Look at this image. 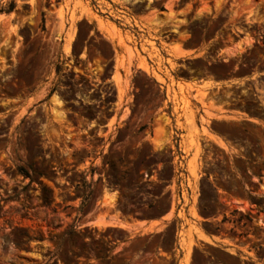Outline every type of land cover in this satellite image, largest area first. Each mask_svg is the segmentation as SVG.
<instances>
[{
  "label": "rangeland",
  "instance_id": "374dc122",
  "mask_svg": "<svg viewBox=\"0 0 264 264\" xmlns=\"http://www.w3.org/2000/svg\"><path fill=\"white\" fill-rule=\"evenodd\" d=\"M110 1L0 0V264H175L172 224H99L182 201L179 264H264V0ZM130 9L155 14L138 47ZM190 200L248 259L192 247Z\"/></svg>",
  "mask_w": 264,
  "mask_h": 264
},
{
  "label": "crops",
  "instance_id": "0c3cea01",
  "mask_svg": "<svg viewBox=\"0 0 264 264\" xmlns=\"http://www.w3.org/2000/svg\"><path fill=\"white\" fill-rule=\"evenodd\" d=\"M27 1V0H26ZM106 2L110 3V0H105ZM145 2L147 0H144ZM154 0H152L153 2ZM125 12V15L130 20L128 24H126V29L129 30L136 42L137 47L140 44L141 35L147 36V31L144 27H141L145 24L146 20L150 17H153L155 14L153 12H146V11H135L134 9H130V11H123ZM159 17L160 18H168L167 11L159 10ZM8 14V13H4ZM3 15L0 13V16ZM78 20H88L86 16L80 17ZM92 30H94L97 33L101 34V37L104 38L106 41L110 43V46L113 47L115 44L112 42L104 33H101L98 31L95 23H92ZM64 38V37H63ZM62 38V39H63ZM156 44L159 46V41H155ZM116 51V54L113 57V62L116 59V56L121 53V49L118 47H113ZM183 52V53H182ZM182 54L178 53L177 59H188V58H194L199 57L201 49L200 47H185L182 49ZM129 91H126V94L124 95V98H126L127 95H129ZM233 111L226 110L224 113V116L226 117H233ZM120 118V114L119 117ZM106 126V123H104ZM188 177L187 172H184L183 177H178L179 183H183L185 186V190L187 191L188 195H190L191 190L190 188L186 187V178ZM180 190H182L180 188ZM227 194V200L225 207H230L233 205L236 208H239L237 205L238 202L236 200H233V197L229 196L230 194ZM191 200L189 201V204L184 207V212L186 214V218L189 219L191 222L195 223L196 225H199L201 227V232L198 235H195L193 232H191L192 237V247H195L197 244H205V245H213L217 247H221L225 250L234 249L236 253L240 254L243 258L248 259V256L246 253L248 251H244L242 247L233 244L228 238L224 236V234L219 232H213L204 230L202 228V225L204 224H211L214 222L219 221L222 216L221 215H214V216H205L203 215L200 219H194L189 215L188 208L191 204ZM118 204V203H117ZM183 204V201L180 202L179 205H176L175 210L171 211L170 205L167 207V209L161 213H152V212H137L133 214H122L119 217L110 216V218L107 220L106 223L99 224L103 228H113V229H120L129 234L130 237H150L152 235L161 234L166 227H168L169 224H172L173 227V234H172V244L169 248L163 247L164 252L167 255H170L174 257V260H176L175 264H179V260L184 255V249L183 246L189 242V236L187 234L188 230V224L184 223V221L178 216V212L181 209V206ZM196 208H199V205L195 204ZM182 232V233H181Z\"/></svg>",
  "mask_w": 264,
  "mask_h": 264
},
{
  "label": "bare ground",
  "instance_id": "6f19581e",
  "mask_svg": "<svg viewBox=\"0 0 264 264\" xmlns=\"http://www.w3.org/2000/svg\"><path fill=\"white\" fill-rule=\"evenodd\" d=\"M236 48V47H235ZM238 48H240V47H238ZM235 50V49H234ZM179 54L181 53V51H179V50H176ZM231 50H228V51H226V52H230ZM183 53V52H182ZM181 53V54H182ZM229 54V53H228Z\"/></svg>",
  "mask_w": 264,
  "mask_h": 264
}]
</instances>
